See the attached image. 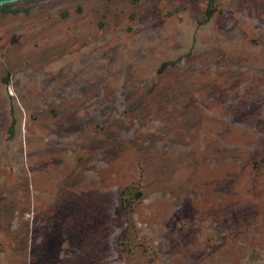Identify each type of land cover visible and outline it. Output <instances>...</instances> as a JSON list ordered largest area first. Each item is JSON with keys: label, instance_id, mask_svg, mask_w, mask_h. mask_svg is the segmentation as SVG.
Returning a JSON list of instances; mask_svg holds the SVG:
<instances>
[{"label": "rangeland", "instance_id": "obj_1", "mask_svg": "<svg viewBox=\"0 0 264 264\" xmlns=\"http://www.w3.org/2000/svg\"><path fill=\"white\" fill-rule=\"evenodd\" d=\"M0 264H264V0L0 5Z\"/></svg>", "mask_w": 264, "mask_h": 264}, {"label": "water", "instance_id": "obj_2", "mask_svg": "<svg viewBox=\"0 0 264 264\" xmlns=\"http://www.w3.org/2000/svg\"><path fill=\"white\" fill-rule=\"evenodd\" d=\"M12 1H15V0H0V5L4 3L12 2Z\"/></svg>", "mask_w": 264, "mask_h": 264}, {"label": "trees", "instance_id": "obj_3", "mask_svg": "<svg viewBox=\"0 0 264 264\" xmlns=\"http://www.w3.org/2000/svg\"><path fill=\"white\" fill-rule=\"evenodd\" d=\"M207 10H208V9H207ZM210 14H211V13H210V11L208 10V11H207V15H208V17L210 16ZM10 128H13V120H12V122H11V124H10Z\"/></svg>", "mask_w": 264, "mask_h": 264}]
</instances>
